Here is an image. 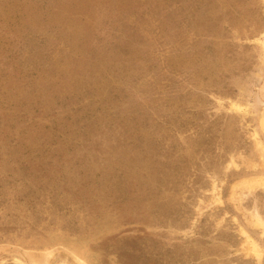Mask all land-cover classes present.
<instances>
[{
  "label": "rangeland",
  "instance_id": "1",
  "mask_svg": "<svg viewBox=\"0 0 264 264\" xmlns=\"http://www.w3.org/2000/svg\"><path fill=\"white\" fill-rule=\"evenodd\" d=\"M257 213L264 0H0V264H264Z\"/></svg>",
  "mask_w": 264,
  "mask_h": 264
},
{
  "label": "trees",
  "instance_id": "2",
  "mask_svg": "<svg viewBox=\"0 0 264 264\" xmlns=\"http://www.w3.org/2000/svg\"><path fill=\"white\" fill-rule=\"evenodd\" d=\"M21 170H22V172L27 176V175H30V174H32L33 173V170H32V168H31V166H29V165H27V164H23L22 166H21ZM45 175V174H44ZM43 175V176H44ZM110 175H112V174H110ZM38 176H35V177H33V179L34 180H37L38 178H37ZM111 177V176H110ZM50 180H52V179H50ZM86 180H90V179H88L87 177H85V179H84V183L83 184H81V185H79L78 186V188H80L84 193H86V195H87V199L88 200H90L91 198V195H90V193L92 192V188L90 187V185L89 184H87V183H85V181ZM36 183H40L39 181L38 182H36ZM104 184V181H102V185ZM137 237H139V236H135L134 238H137ZM141 237V236H140ZM128 245H130V247H134V245L132 244V242H128ZM128 250H121V252H120V254L124 257V262H123V264H131V262H130V252L133 250V248H127Z\"/></svg>",
  "mask_w": 264,
  "mask_h": 264
},
{
  "label": "bare ground",
  "instance_id": "3",
  "mask_svg": "<svg viewBox=\"0 0 264 264\" xmlns=\"http://www.w3.org/2000/svg\"><path fill=\"white\" fill-rule=\"evenodd\" d=\"M255 223L264 226V219H263V217H262V215L260 213L256 214ZM254 249H255L256 254L260 256L261 253H260V251H258V248L255 246Z\"/></svg>",
  "mask_w": 264,
  "mask_h": 264
}]
</instances>
